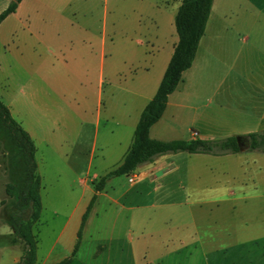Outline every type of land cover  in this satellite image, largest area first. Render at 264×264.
I'll use <instances>...</instances> for the list:
<instances>
[{
    "label": "rangeland",
    "instance_id": "1",
    "mask_svg": "<svg viewBox=\"0 0 264 264\" xmlns=\"http://www.w3.org/2000/svg\"><path fill=\"white\" fill-rule=\"evenodd\" d=\"M259 1L262 6L264 0ZM180 2L23 0L22 6L0 23V99L5 105L12 102L11 116L32 130L37 147L42 209L32 230L39 242L38 257L81 195L79 179L91 182L94 189L95 183L116 167L127 127L116 126L109 115L118 120L125 116L129 95L123 87L140 79L144 69L159 68L164 52L177 40L174 16ZM8 4L9 0H0V12ZM210 12L216 23L209 33H264L261 12L245 0H213ZM239 18H245L246 24ZM151 35L157 36L155 45H163L164 51L159 48L157 53L146 42ZM12 77L27 78L31 86L19 94ZM97 112L100 122L96 128ZM200 113L196 116L199 125L203 123ZM192 114L179 109L176 122L165 116L166 124L175 127L173 131H152L149 136L187 140ZM238 123L242 122H233L232 129ZM232 129L224 126L220 133ZM162 157L170 161L173 170L155 182L154 193L140 186L139 202L158 206L143 209L137 216L136 226H141L138 241L136 234L127 230L129 212L120 211V205L106 199L128 205L133 194L121 197V192L136 180L138 184L142 177L157 174H147L146 165L106 180L99 192L107 198L95 194L90 200L80 225L79 255L85 258L99 244L107 246L111 241L100 264H106V257L111 264H131L127 247L133 241L139 250L151 248V257L167 243L163 255L168 259L161 264H264V152L245 147L220 155L180 151ZM8 181L0 165L1 197ZM66 189H73L70 196ZM54 211L61 217L54 218ZM6 229L9 227L0 218V233ZM183 243L189 245L184 248ZM4 245L0 264H14L13 257H21L23 244L12 235L0 236V246ZM139 250L137 257L149 254L145 250L140 255ZM121 254L126 263L119 262Z\"/></svg>",
    "mask_w": 264,
    "mask_h": 264
},
{
    "label": "crops",
    "instance_id": "2",
    "mask_svg": "<svg viewBox=\"0 0 264 264\" xmlns=\"http://www.w3.org/2000/svg\"><path fill=\"white\" fill-rule=\"evenodd\" d=\"M10 1L11 0H9V2ZM22 1L23 0L20 1L17 8L22 6ZM253 1L254 0H245L249 7L252 6V8L261 12V18L264 19V3L261 6V4H257V2H260L259 0ZM238 20L239 22L244 21L245 24L247 22L245 21V18H242V20L239 18ZM255 20L256 19H254V21ZM214 21L216 23V20H214L212 16V12H210L204 34L199 40L192 64L182 72L177 87L168 96L166 108L161 118L150 127L149 135L152 131H155L158 134H163L168 130L173 131L175 128L173 124H166L164 119L165 116H167L172 121L176 122L179 109H184L189 114L193 112V117L191 118L192 121L189 123L190 133L188 139L195 136L201 139L210 140L218 139L221 136H242L253 132L264 131V33L247 35H232L230 32L209 33L208 30L210 26L214 28ZM146 42L152 48H155L157 53L160 52L159 48H162L161 50L164 51L163 45H155V42H158L156 35L147 36ZM176 43L177 40L173 39L167 51L163 54L159 68L144 69L143 75H141L140 79L136 80L134 83H127V85L123 87V90L129 95L127 106L124 108L125 116L121 120H118L113 115H109L110 120L114 122L116 126L122 124L127 127L125 129V140L123 142L124 147L122 148L121 156L115 165L120 163L123 155L127 151L132 141L131 138L133 137H131V134L134 132L139 116L145 105L154 96ZM139 44L143 45V41L139 40ZM56 60L57 62L59 61L58 59ZM12 78L14 84L19 85V94L25 93L23 90L31 86V82L27 80V78H24L23 80L19 79V77H15L16 80L14 77ZM53 79L55 82L58 81L56 77ZM28 96L32 97V93L29 92ZM11 104L12 102L8 103L6 106L11 115H13ZM198 112H201L199 115L201 116L200 118L203 119L201 125L196 122L198 119L196 117ZM236 121L242 123H238V126L232 129L233 127L231 124ZM99 122L100 115L99 112H97L94 120V126L96 128L99 125ZM224 126L229 127V129L232 130L221 135L220 132ZM23 128L29 133L34 141L32 130L24 127V125ZM160 130H162V132H160ZM154 139L168 140L163 137H156ZM169 163L170 161L166 157L160 156L152 163L146 164L145 172L147 174H157L155 176L142 177L141 182L136 184V180L131 183L132 186L130 188L121 192V197L127 196L128 193L133 194V198L128 205L120 204L119 201L111 199L110 197L107 198L104 193H101V195L100 192L95 193L91 182L88 184L87 180L81 181L79 179L78 184L81 186V195L75 198V206L65 217L57 235L44 249L45 251L41 257H38L39 242L37 243L36 261L34 264H55L71 254L73 246L77 240V232L80 229L82 216L87 205L95 194L100 195L99 199L100 197L107 198L106 200H109L116 205H120V211L124 210L129 212L128 217H126L129 224L127 230L136 234L137 242L141 227L136 226L137 216H139L143 209H154L158 206L153 202L146 204L139 202V197H141L142 193L140 186H147L150 188L149 193H154L156 191V186H154L155 182L165 177L171 172V170H173V167L169 168ZM90 164L91 158H89L88 169L91 168ZM66 190V195L70 196V191L73 189H69V191L68 189ZM60 215L61 214L56 211L53 212L54 218L61 217ZM70 226L71 229L66 237L65 233ZM112 228H114V225H112ZM112 228L111 235L114 232ZM11 235L12 232L10 228L8 230L6 229L5 232L0 233L1 237L6 238L11 237ZM9 243L13 245L11 242ZM178 243L182 242L179 240ZM189 243H183V247L185 248ZM4 247L6 246H0V249ZM79 247L70 264H100L103 255L107 253L106 251L109 247L111 248V241H109L107 246H105V244H99L96 250L93 253H89L85 258H82L79 255ZM127 248H129L128 252L132 259L130 261L131 264H161L163 262L166 263L168 259L167 255H163L165 252L164 250L167 249V243H165V246L164 248L162 247L163 249L161 251L155 253L156 255L154 257L150 256L151 248L144 247L139 250L138 246H136L133 241H131ZM120 250L121 252L124 250L123 246H120ZM138 250L140 255L144 254L145 250H148L149 254L146 258L144 255L137 257L136 254ZM19 259L20 256L13 257V263L16 264ZM106 259V264H111L110 259L107 257ZM123 260L124 263H126L121 254L119 262H123Z\"/></svg>",
    "mask_w": 264,
    "mask_h": 264
},
{
    "label": "trees",
    "instance_id": "3",
    "mask_svg": "<svg viewBox=\"0 0 264 264\" xmlns=\"http://www.w3.org/2000/svg\"><path fill=\"white\" fill-rule=\"evenodd\" d=\"M21 0H11L0 12V23L16 11ZM213 0H181L174 16L177 43L152 99L145 105L135 126L132 141L120 163L94 185L95 193L102 190L106 180L134 173L139 167L152 163L160 156L185 151L220 155L239 152L236 136L222 139L159 140L149 136L150 127L162 116L169 94L177 87L182 72L195 57L199 40L205 31ZM248 150L264 152V131L242 135ZM36 146L29 133L10 114L0 99V165L9 181L4 185L5 196H0V218L9 226L14 240L23 244V253L16 264H34L37 235L33 226L39 221L42 204L41 177L35 159ZM95 195L92 197L94 199ZM88 210V208H87ZM87 211L81 220L85 221ZM81 227L69 256L55 264H70L80 243Z\"/></svg>",
    "mask_w": 264,
    "mask_h": 264
},
{
    "label": "water",
    "instance_id": "4",
    "mask_svg": "<svg viewBox=\"0 0 264 264\" xmlns=\"http://www.w3.org/2000/svg\"><path fill=\"white\" fill-rule=\"evenodd\" d=\"M236 140L238 142L240 151H242L246 147V144L244 142H241V137L240 136H236Z\"/></svg>",
    "mask_w": 264,
    "mask_h": 264
},
{
    "label": "flooded vegetation",
    "instance_id": "5",
    "mask_svg": "<svg viewBox=\"0 0 264 264\" xmlns=\"http://www.w3.org/2000/svg\"><path fill=\"white\" fill-rule=\"evenodd\" d=\"M244 142V141H243Z\"/></svg>",
    "mask_w": 264,
    "mask_h": 264
}]
</instances>
